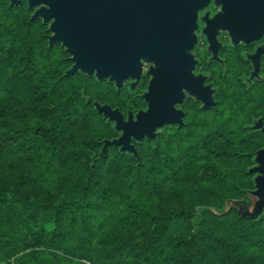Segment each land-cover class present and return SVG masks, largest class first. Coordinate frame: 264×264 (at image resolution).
I'll use <instances>...</instances> for the list:
<instances>
[{
    "label": "trees",
    "instance_id": "obj_1",
    "mask_svg": "<svg viewBox=\"0 0 264 264\" xmlns=\"http://www.w3.org/2000/svg\"><path fill=\"white\" fill-rule=\"evenodd\" d=\"M30 16L0 0V264H264V215L215 211L254 190L229 105L100 154L117 132L89 100L120 111L125 91L64 77Z\"/></svg>",
    "mask_w": 264,
    "mask_h": 264
},
{
    "label": "water",
    "instance_id": "obj_2",
    "mask_svg": "<svg viewBox=\"0 0 264 264\" xmlns=\"http://www.w3.org/2000/svg\"><path fill=\"white\" fill-rule=\"evenodd\" d=\"M9 7L22 6L21 0H8ZM30 10H34L31 20L41 19L48 24V46L60 43L70 57L71 68L65 76L82 73L87 77H95L97 81L107 80L114 83L117 91L123 88V83L135 80L131 88L139 80L141 62L138 54L144 55V61L152 64L147 76H150L147 91L142 95L146 110L139 111L134 116L132 112L124 115L110 105L92 102L98 114L114 124V130L119 136L113 140H104L100 154L107 147L118 148L122 153L137 156L134 142L152 140L157 130L177 125L183 126V112L176 109L182 105L186 89L196 100L203 103L204 108L213 105L212 90L209 86H194L192 70L194 64L189 53L196 43L193 34L197 12L190 11L188 26L152 27L151 39L138 47V28L130 15L134 12L135 0H26ZM126 8V9H124ZM128 15L126 22L123 14ZM251 13H244L243 19L250 20ZM227 19V20H226ZM229 21L222 14L216 15L210 21L204 34L210 44L209 49L216 51L215 33L218 29L225 30L230 36L259 37L264 33V24L256 26L237 27L230 24L220 25V21ZM173 30V39L169 32ZM183 34L184 44L181 42ZM211 31V33L209 32ZM204 93V94H203ZM264 136V129L262 130ZM255 166L248 170L256 174L254 190L250 192L255 198L247 202H235L237 214L241 218L256 219L264 215V149L257 151L254 158Z\"/></svg>",
    "mask_w": 264,
    "mask_h": 264
},
{
    "label": "flooded vegetation",
    "instance_id": "obj_3",
    "mask_svg": "<svg viewBox=\"0 0 264 264\" xmlns=\"http://www.w3.org/2000/svg\"><path fill=\"white\" fill-rule=\"evenodd\" d=\"M21 1L22 5L26 4L27 6L26 0ZM135 2L134 12L130 16L135 20L138 28L139 48L142 43L151 39L152 35L150 33L152 27L183 28L186 23L188 26L189 12H197L196 27L193 32L196 43L189 52L196 62L192 70V75L195 79V87L198 85L201 86L202 78L204 79L202 86L210 87L212 90L213 105L210 108H204L201 101L196 100L194 96L190 95L184 89L182 105L176 106V109L183 112L182 127L186 128L195 115L199 119H202L205 117L204 114L206 111L221 110L222 104L229 105L232 113L239 116L241 122L245 123L246 121V124L250 125L247 128L250 134L262 143L253 152V166L249 169L253 168L255 166L254 158L257 151L264 149V136L262 133L264 129V33L259 37L248 38L230 36L227 31L218 29L215 33L214 48L216 55L214 57L213 50L209 49L210 44L207 36L204 34V30L207 26V21H210L218 14H222L230 19L229 21H220L219 24L223 26L230 24L237 27H254L258 22L264 24V0H135ZM30 11L32 16L34 10ZM244 13L252 14L249 16L250 20H241V18L243 19ZM127 17L129 16L124 13V22H126ZM35 20H39L42 23L41 19ZM209 32L211 33V31ZM179 33L180 31H178V35L181 36V42L184 44L183 34ZM169 35L173 39V30L169 32ZM55 44H59L62 47L60 43ZM63 50L66 54V59L70 63L69 59L71 56L65 52V48ZM138 55L141 62L139 80L134 85V88H131V84L135 83V80L124 82L123 88L128 89L129 92L139 90L140 94L133 98L141 99L143 106L135 112L126 111L124 114L120 111L125 119L128 112H132L135 116L137 112L146 110V104L142 95L147 91L150 80L147 72L152 64L143 60L146 56ZM71 66L72 64L70 68ZM220 83L225 84V89H232V96L235 100L226 102V104L219 101L223 90L219 85ZM167 127H175V129L182 128H178L177 125L165 126L157 130L156 137L161 130ZM252 175L254 181L256 174Z\"/></svg>",
    "mask_w": 264,
    "mask_h": 264
},
{
    "label": "rangeland",
    "instance_id": "obj_4",
    "mask_svg": "<svg viewBox=\"0 0 264 264\" xmlns=\"http://www.w3.org/2000/svg\"><path fill=\"white\" fill-rule=\"evenodd\" d=\"M44 27H45V30L47 31V36H48L49 35L48 25H44ZM52 46L56 47L55 48V50H56V54H55L56 56L55 57L57 59V63L61 59H63V61H65V63L63 65H59V67H58V68H60L59 71L61 73L67 71L70 68V65L71 64L66 59V54L64 53L63 48L60 47L59 44H53ZM63 76L65 77V75H63ZM0 78H1L0 79V84H4L5 81H6V79H7L6 76L1 75ZM89 79L93 80L94 83H96L98 85H101V87L103 88V91L102 92H99V96L101 97V99L108 100L109 99V96H111L112 98H114L113 97V94H114L113 88H115V86H114L113 83H110L107 80H105V81H97L94 77H89ZM219 85L223 89L222 90V93H221L222 96H220L219 101H221V102H223V103L226 104V102L235 100V98H233V96H232V91H231L232 89L231 88L225 89V84H222V83H220ZM108 87L110 88V91H111L110 95H106V93L104 92V90L107 89ZM115 90H116V88H115ZM119 91H125L124 92L125 94L120 97V105L117 106V107L120 108V111L122 113H124V114H125L126 111H133V112H135L134 110H132V109L129 108V105H128L127 102H125V100L129 96H131V97L138 96L140 94V91L137 90L136 92H129L128 89H126V88H123L122 90H119ZM100 104L103 105L102 102ZM107 105H109V104H107ZM223 106H224V104H222V108H224ZM226 106H227V104H226ZM204 116L206 118L208 117L206 114H204ZM246 123H247L246 121H245V123L244 122H241L240 117L237 116V115H235V114H233L232 121L230 122V129H235L236 131L237 130L244 129V128L247 129V128H249L250 125L249 124H246ZM110 125L114 128V124H110ZM168 128L169 127L164 128L163 130L168 129ZM169 129L170 130H174L175 127H170ZM163 130H161L159 132V134H161V132ZM159 134H158V136H159ZM118 136H119V134L117 133V136L115 138H117ZM261 144L262 143H261L260 140H255L254 143L245 150L246 154H248L250 156V158H251L250 159V162L248 163V167L246 169H249L250 167L253 166V152H254V150L256 148L260 147ZM251 191H253V190H251ZM250 192H248V194H246L245 196H246V198H248L249 200H251V202L253 203L255 201V198L251 196ZM242 201H244V200H227V202L224 204L225 207L222 206V207L217 208V209L215 208V211L222 212V211L225 210V208H227V209H231L232 207L235 208L236 206L234 205V203L235 202H242Z\"/></svg>",
    "mask_w": 264,
    "mask_h": 264
}]
</instances>
